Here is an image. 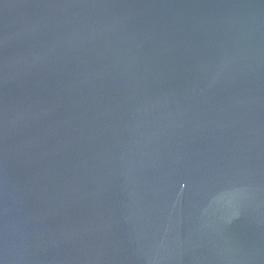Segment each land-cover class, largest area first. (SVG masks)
Here are the masks:
<instances>
[{
    "label": "water",
    "instance_id": "95a60500",
    "mask_svg": "<svg viewBox=\"0 0 264 264\" xmlns=\"http://www.w3.org/2000/svg\"><path fill=\"white\" fill-rule=\"evenodd\" d=\"M0 264H264V0H0Z\"/></svg>",
    "mask_w": 264,
    "mask_h": 264
}]
</instances>
